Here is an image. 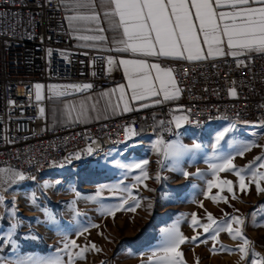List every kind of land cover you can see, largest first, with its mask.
Segmentation results:
<instances>
[{
	"label": "rangeland",
	"instance_id": "obj_1",
	"mask_svg": "<svg viewBox=\"0 0 264 264\" xmlns=\"http://www.w3.org/2000/svg\"><path fill=\"white\" fill-rule=\"evenodd\" d=\"M67 100L49 102L48 118L54 126L59 127L68 119L67 110L62 111L60 107V102ZM176 116L185 117L182 113ZM184 123L180 128L175 127L182 134L163 140L164 143L179 142L188 148L196 143L200 148L182 154L176 158L178 162L153 150L152 144L159 138L154 133L142 135L130 147L117 149L126 154H114L101 163L111 150L92 161L69 167L63 174H33L13 182L10 178L13 171L5 170L0 176V197L3 198L0 237L6 236L12 230L11 225L16 224V247L0 243V264L57 255L67 264L68 253L59 250L73 240L77 247L70 249L72 264H163V233L177 222L179 231L187 238L178 249L182 253L181 264H251L252 259L264 258V226H260L264 225V213L253 215L264 205V194H257L255 184L251 185L256 201L250 204L240 202V197L232 199L227 190L221 194L227 197L228 203H214L204 196L206 181L213 179L209 163L218 162L215 159L218 155L234 154L235 149L253 142L259 146L246 152L243 158L234 159L237 168L248 165L255 157L264 155V132L229 120H218L203 129H189ZM229 126L233 131L214 150L216 135ZM143 160L149 161L145 167L148 178L138 182L140 170L132 165ZM177 167L190 174L199 169L203 175L185 178L181 171L173 170ZM218 177L231 180L238 187L233 173L220 172ZM218 191L213 188L211 195ZM125 200L124 208L115 210L114 215L107 213L106 210L115 209ZM129 207H135V211L127 210ZM12 211L14 216L9 214ZM192 213H196L201 225L210 223L207 213L218 223L225 219V214L244 218L242 232L252 242L249 256L241 259L238 245L242 241L233 239L227 231L216 234L211 230L205 233L201 226L193 228ZM93 244L99 251L91 247ZM85 247L87 251L77 256ZM253 252L258 256H253Z\"/></svg>",
	"mask_w": 264,
	"mask_h": 264
},
{
	"label": "built area",
	"instance_id": "obj_2",
	"mask_svg": "<svg viewBox=\"0 0 264 264\" xmlns=\"http://www.w3.org/2000/svg\"><path fill=\"white\" fill-rule=\"evenodd\" d=\"M107 50L74 45L59 0H0V170L35 175L45 166L74 167L108 145L123 142L125 129L168 141L173 117L184 126L212 119L264 123V53L202 61H164L179 89L177 101L102 121L54 126L52 100L101 91L122 81L118 62L109 73ZM95 73V75H93ZM41 99L36 100L35 85ZM91 84L76 92L62 86ZM61 86L50 90L49 86ZM235 91V96L230 95ZM65 91L69 94L58 95ZM43 109V112L40 109Z\"/></svg>",
	"mask_w": 264,
	"mask_h": 264
},
{
	"label": "snow or ice",
	"instance_id": "obj_3",
	"mask_svg": "<svg viewBox=\"0 0 264 264\" xmlns=\"http://www.w3.org/2000/svg\"><path fill=\"white\" fill-rule=\"evenodd\" d=\"M73 15L67 17L70 26L74 24L89 25L85 30L96 32V35H83L79 39L85 41L104 42L106 37L102 34L105 29L100 27L101 17L97 7L103 10V19L109 24L111 30L119 31L121 37L119 40L113 39V47L105 49L117 53H128L134 57H152L165 58L173 60L199 61L207 59L214 55L238 56L249 52L264 53V0H69ZM253 3L259 4V7L251 6ZM223 7H228L231 11H219ZM194 10V12H193ZM198 22V26H197ZM95 27H91V26ZM74 31L81 29L74 28ZM202 36V40H201ZM226 43L228 52L225 53L222 45ZM207 46V53L203 47ZM95 46V45H92ZM109 73L116 65V60L106 57ZM123 67L124 75L128 81L127 88L131 90V99L134 101L145 100L148 97L159 96L163 93L165 101L177 98L178 88H175L176 81L170 68L162 67L160 63H149L143 58L123 59L118 61ZM153 72L155 75L153 76ZM95 75V73H93ZM158 82L159 88H156ZM36 100L41 99L40 90L42 85L36 84ZM50 90L57 89L61 86H49ZM64 89H72L76 92L86 91L92 88L91 84H71L62 86ZM171 89V90H170ZM120 92L119 100L124 102V111L132 110L125 99V86L120 85L117 89L111 90L112 93ZM58 95L69 94L65 91L57 93ZM103 95H110L105 92ZM230 95L235 96V91L230 90ZM157 100L156 103H160ZM119 105L117 104L116 107ZM148 105H142L147 107ZM43 112V109H40ZM87 110L83 107L79 111L77 118L85 117ZM71 115V113H69ZM186 120L184 116L173 117L172 123L176 128H180ZM233 131V127H225L215 137L213 149L215 150L220 142L225 139L226 135ZM136 133L131 128L125 129V136L129 138ZM253 142H247L242 147L234 150V154L218 155L215 159L218 162L209 163L208 168L213 179L207 180V191L204 196L211 199L214 203H228L226 196L221 193L227 190L232 193V199H236L233 181L220 179L218 173L229 172L237 177L239 190L243 193L249 191V185L255 184L257 194H264V155L255 157L248 165L237 168L234 163L236 156L243 158L244 154L253 147H257ZM152 148L157 153H162L165 157L174 159L180 157L186 152H194L200 148L199 144L194 143L191 148L173 142L165 144L162 139L153 142ZM162 163V161H160ZM149 161L143 160L132 165L133 168L139 169L141 175L136 177L138 182L148 178L145 167ZM174 171H181V174L188 178L189 175L202 176L203 173L198 169L196 173H189L181 169L174 168ZM10 171V170H9ZM5 170H0V176ZM10 178L13 182L23 180V173L11 172ZM159 180L160 177L157 176ZM147 187V185H145ZM213 188L219 189L216 195H211ZM0 203L3 198L0 197ZM127 201H123L115 209L106 210L109 215H114L115 210L124 208ZM137 206L139 204L137 203ZM203 207V204H200ZM15 205H13V209ZM127 210L135 211V207H129ZM264 213V205H261L253 215ZM14 216L15 212L9 213ZM209 224L201 225L196 213L191 214V224L193 228L203 227L205 233L210 230L218 234L221 231H227L233 239L242 241L238 245L241 259L244 260L249 256L252 242L247 239L242 232L244 218L241 216L225 214V219L217 222L207 213ZM215 225V227H213ZM233 225H236L233 228ZM264 226V225H260ZM16 224L11 225V229L6 236L0 237V243L16 247L14 239V229ZM87 231V229H85ZM196 236L192 237L195 241ZM215 240L216 236L213 235ZM187 240L178 228V222L164 230L163 247L161 251L165 253L163 264H181L180 257L182 253L178 250L179 246ZM76 242H66L64 248L59 251L68 253L67 264H72L73 256L71 248H76ZM96 249L93 244L91 246ZM87 251V247L81 249L77 256H82ZM253 256H258L252 253ZM15 264H64L57 255L54 257H28L20 259ZM251 264H264V258L252 259Z\"/></svg>",
	"mask_w": 264,
	"mask_h": 264
},
{
	"label": "crops",
	"instance_id": "obj_4",
	"mask_svg": "<svg viewBox=\"0 0 264 264\" xmlns=\"http://www.w3.org/2000/svg\"><path fill=\"white\" fill-rule=\"evenodd\" d=\"M59 3L61 6V9H62V12L64 13L66 25H67L68 31L70 33V36L72 37L73 42L75 43V45L77 47H81V48H85V49L105 50V49H108V48H111L114 46L113 45V39L114 38L116 40L120 39L121 33L119 31L111 30L109 24L103 19V10L99 7H97V11L101 17L100 27L105 29V31L102 34L106 37V40L104 42H98V41L94 42V41H85V40L79 39L78 38L79 36L96 35L99 33L85 30L89 27V25L74 24V25L70 26L69 21L67 20V17L70 15H73L74 13L71 10L69 0H59ZM251 6L259 7L261 5L253 3ZM219 11L227 12V11H231V9L228 7H223L221 9H219ZM193 12H194V10H193ZM197 26H198V22H197ZM91 27H95V26L93 25ZM74 28L81 29V31H74L73 30ZM201 40H202V36H201ZM92 45H95V46H92ZM202 47H203V51L205 53H207V51H208L207 46L204 45ZM222 48H223L225 53L228 52L226 43L224 45H222ZM111 52H113L114 54L117 55V62L121 58H123V59L143 58V59H146L149 63H160L162 65V67H165V68H167V67L163 64L164 61H187V60H173V59H165V58L157 59V58H152V57H148V58L134 57L128 53H117L114 51H111ZM253 52H255V51H253ZM249 53H252V52H249ZM246 54H248V53H246ZM226 56H232V55H230V54L214 55V56L209 57L207 59H217V58H223ZM232 57H234V56H232ZM202 60H205V59H202ZM202 60H199V61H202ZM191 62H194V61H191ZM118 65H119V63H118ZM119 67L121 70V77H122V81L120 83L112 85L105 90L92 92V93H89V94H86L83 96H77V97L69 98V100H67V102H64V103H63V101L60 102V107H61L62 111H65V109H66L68 112V119H70V121L68 119H65V121H64V123H62V125L71 124L72 121H74L73 123L90 124V123L102 121L105 119L125 115L128 113L140 112V111H143L145 109L157 107L163 103H169V102L177 101L179 99V92H178L177 98L170 99L167 101H165L163 99V93H161L159 96L148 97L147 99L141 100V101L132 100L131 99V95H132L131 90L126 87L128 84V81L124 75L123 67L120 65H119ZM154 75H155V73L153 72V76ZM120 85L125 86V99L128 102L129 108L132 109L130 111H124L123 110L124 102L119 100L120 92L119 91H116L115 93L111 92V90L117 89L118 86H120ZM155 86L157 89L159 88L158 82L156 83ZM175 88H176V86H175ZM105 92L110 93V95H107V96L103 95V93H105ZM157 100H160L161 102L156 103ZM117 104L119 105L118 107H116ZM145 104H147L148 106L142 107V105H145ZM82 107L87 110L86 116L77 118V115H78V113ZM69 113H71V115H69ZM178 134H182V131L181 130H175V136ZM144 136H153V135H144ZM135 142H138V140H136ZM135 142L132 143L131 145L129 144L126 146L130 147L133 144H135ZM124 147L125 146L113 149L107 156H105L102 159L101 163L103 162V160L112 157L114 154L120 153L117 149L123 150ZM122 154H126V152L122 153ZM252 186L253 185H251V184L249 185L250 190L246 193L241 192L239 190V187H236V185L234 186V192H235L236 197L241 198L240 202L250 204V203L256 201V196L253 193L254 191L252 190ZM237 188H238V190H237ZM230 197L232 198V193H231Z\"/></svg>",
	"mask_w": 264,
	"mask_h": 264
},
{
	"label": "bare ground",
	"instance_id": "obj_5",
	"mask_svg": "<svg viewBox=\"0 0 264 264\" xmlns=\"http://www.w3.org/2000/svg\"><path fill=\"white\" fill-rule=\"evenodd\" d=\"M218 120H229L233 122L232 118H222V119H212L210 121H205L204 123L198 125V126H193V125H186L187 128L189 129H203L205 127H208L212 123L218 121ZM237 125H241L246 128H250L253 130H261L264 132V123H261L259 120H253V119H239L238 121L234 122ZM143 134H136L132 135L129 138L125 139L123 142L117 143L115 145H108L105 149L99 150L96 152L95 157H88L86 159H79V164H83L85 162H89L94 160L95 158H98L100 155L106 154L109 151L115 149V148H120L126 145H131L134 143L136 140H139V138ZM175 137V130L170 133V139ZM127 148V147H126ZM69 167H64V166H45L42 171H38L35 173L36 176H42L44 174H63ZM214 262V260H212Z\"/></svg>",
	"mask_w": 264,
	"mask_h": 264
}]
</instances>
